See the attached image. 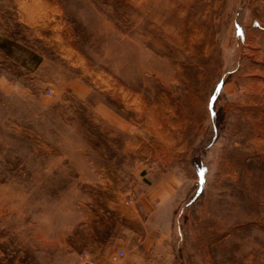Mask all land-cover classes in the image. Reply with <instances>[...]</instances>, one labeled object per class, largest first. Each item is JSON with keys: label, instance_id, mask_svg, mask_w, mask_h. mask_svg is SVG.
Returning a JSON list of instances; mask_svg holds the SVG:
<instances>
[{"label": "rangeland", "instance_id": "1", "mask_svg": "<svg viewBox=\"0 0 264 264\" xmlns=\"http://www.w3.org/2000/svg\"><path fill=\"white\" fill-rule=\"evenodd\" d=\"M0 264H264V0H0Z\"/></svg>", "mask_w": 264, "mask_h": 264}, {"label": "built area", "instance_id": "2", "mask_svg": "<svg viewBox=\"0 0 264 264\" xmlns=\"http://www.w3.org/2000/svg\"><path fill=\"white\" fill-rule=\"evenodd\" d=\"M118 257H119V254L114 253V254H112V256H111V260L115 261V260H117Z\"/></svg>", "mask_w": 264, "mask_h": 264}]
</instances>
